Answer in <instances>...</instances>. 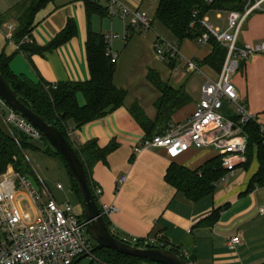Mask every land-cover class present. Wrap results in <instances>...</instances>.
Instances as JSON below:
<instances>
[{
    "label": "crops",
    "instance_id": "1",
    "mask_svg": "<svg viewBox=\"0 0 264 264\" xmlns=\"http://www.w3.org/2000/svg\"><path fill=\"white\" fill-rule=\"evenodd\" d=\"M25 1L0 0V55L10 58V69L15 75L25 76L34 83L89 81L91 76L86 53L89 34L118 36L109 43V54L116 59L114 84L127 91L124 105L81 129L72 127L69 132L74 147H82L90 142L97 143L101 149L117 146L105 161L99 162L90 172L94 187L103 191L98 200L100 206L115 205L118 209L107 216L112 233L127 242L141 241L148 246L152 245V241H157L168 250L174 248L188 252L193 264H264V183L256 182L253 185L261 167L256 158L248 168L240 166L233 175L227 174L218 181L211 196L192 202L166 182L168 169L172 163H176L197 170L215 158L213 151L189 149L176 159H171L165 149L152 147L137 151L147 135L131 115V109L137 105L151 121H156V103L163 96L149 82V72H156L165 84L182 90L190 97L187 106L177 111L171 120V124H185L201 99L205 80H216L220 74L201 64L211 55V46L208 44V48L204 49L197 41L189 40L180 44L182 57L194 60L199 65L200 72L196 73L202 75L203 79L200 86L195 88L188 78L196 73H191L182 60L174 59L177 64L172 68L156 55L155 43L158 40L164 44L178 43L164 25L154 22L150 31L143 32L132 27L130 21L109 17L103 8L95 9L89 15L86 2L82 0H55L36 14L31 45L35 49H46L64 31L69 21L76 24L75 36L56 49L27 55L12 41L13 32L18 26L16 8ZM124 1L131 9L144 11L148 15L154 8L153 18L159 0ZM215 15V24L212 25L211 18ZM207 18L212 27L227 30L226 13L214 12ZM223 21L225 27L219 24ZM245 26L241 46L264 43V14L250 17ZM258 56H253L255 58L249 62V66L254 67L264 61ZM258 81L255 78L253 82L257 84ZM260 81L264 84V67L260 71ZM237 89L253 114L264 113L263 90L252 93L251 99L246 101L247 94ZM77 98L80 106L84 107L86 99L83 93H79ZM3 108L6 109L5 106ZM34 144L38 146L36 142ZM28 154L37 155L39 152H25L29 163ZM29 176H34L33 170ZM124 176L127 181L117 191L118 181ZM72 184L69 196L78 206L79 196L74 193ZM36 187L44 201L51 197L60 205L70 204L64 202L66 198L61 204L43 180ZM57 190L62 191L58 187ZM234 238H239L240 243L231 248L228 243ZM91 264L104 263L95 258Z\"/></svg>",
    "mask_w": 264,
    "mask_h": 264
},
{
    "label": "trees",
    "instance_id": "2",
    "mask_svg": "<svg viewBox=\"0 0 264 264\" xmlns=\"http://www.w3.org/2000/svg\"><path fill=\"white\" fill-rule=\"evenodd\" d=\"M54 1L26 0L16 8L18 26L13 32L12 41L21 52L27 55L41 54L45 50L56 49L66 44L75 36L77 32L76 24L69 21L64 31L46 49H35L34 45H31L30 39L36 14ZM86 6L89 15L95 9L101 8L90 2H86ZM244 6V0H159L153 22L164 25L176 37L180 46L186 40L198 41L208 32L201 24V21L207 15L214 12L226 14L231 11L241 12ZM208 44L212 48L211 55L201 64L207 65L215 72L220 73L228 54V48L214 38H210ZM86 53L90 80L85 83L58 84L34 83L25 76H17L10 69V58L0 55V70L10 86L17 92L21 101L47 122L57 127L72 146L73 144L69 138L72 127L81 129L112 114L124 105L127 97V91L117 88L114 84V75L117 69L116 62L112 61L113 58L109 54V45L105 37L91 32L86 44ZM166 62L172 68L177 64V60L174 59H168ZM148 80L163 95L156 103L158 109L157 120L151 121L137 105L131 109V115L145 131L146 139H152L168 129L173 115L187 106L190 97L182 90H176L165 84L154 71L149 72ZM79 93H83L85 96L86 105L84 107L80 106L78 102L77 96ZM7 114V108L0 109V174L4 173L11 165L16 171L30 178L29 175H32V170L26 160L25 152L27 150L42 152V150L30 139L11 131L6 126L5 118ZM244 131L249 136V149L247 162L241 166L248 168L256 158L261 167L257 178L253 180V185L256 182L263 184L264 147H262L259 127L255 123H250L244 127ZM42 141L47 147L46 152L61 157L44 137ZM73 148L85 168L91 190L94 193L95 187L91 182L90 172L99 162L105 161L106 157L115 151L117 146L111 145L108 148L101 149L97 143L90 142L82 147L73 146ZM227 174V171L223 168L221 158L215 157L194 171L172 163L165 180L178 192L184 194L188 200L199 202L211 196L216 190L217 182L225 178ZM73 186L81 200L78 186L74 180ZM96 200L101 209L98 199ZM82 218L85 220L84 216ZM104 218L110 229L107 217ZM113 235L124 241L115 234ZM135 246L138 248H155L151 245L145 246L141 241H138ZM95 248L96 245H94ZM157 248L166 249V246ZM169 250L183 257L179 250L174 248ZM94 255L96 259L104 264H156L148 260L125 257L109 250L95 251ZM183 259L185 258L183 257ZM185 261L193 264L192 259H185Z\"/></svg>",
    "mask_w": 264,
    "mask_h": 264
},
{
    "label": "built area",
    "instance_id": "3",
    "mask_svg": "<svg viewBox=\"0 0 264 264\" xmlns=\"http://www.w3.org/2000/svg\"><path fill=\"white\" fill-rule=\"evenodd\" d=\"M82 1L103 8L111 18L130 21V25L140 31L148 32L152 29L153 18L144 11L131 9L124 0ZM244 2L243 11L227 13L226 31L212 27L207 17L201 21L208 32L197 43L205 45L210 38H214L228 48V54L218 79L205 80L201 99L189 121L185 124H171L162 134L145 139L137 151L152 147L165 149L171 159H176L189 149L209 150L215 153V157L221 158L223 168L229 175H233L238 167L247 162L249 136L244 127L250 123L258 125L264 147V123L249 110L234 83L242 59L264 54V43L241 46L239 42L250 17L264 14V0ZM9 30L12 31V28L9 27ZM117 38L112 35L105 37V40L109 45ZM155 52L162 62L178 58L191 73L200 72L197 62L182 57L178 43L164 44L158 40ZM112 61L115 63L116 59ZM5 124L11 131L33 142L43 139L38 128L9 109ZM126 181V176L119 179L117 191ZM58 189L63 190V187L58 185ZM102 193L100 188L94 189L96 199L99 200ZM117 211L115 205L101 206L104 217ZM79 218L69 203L60 205L51 197L44 201L41 192L28 176L8 166L0 174V264H75L93 250L86 234L87 225L85 221L81 223ZM239 243L240 239L234 238L228 244L233 248ZM150 244L165 246L157 244V241ZM180 252L186 260L191 259L188 252Z\"/></svg>",
    "mask_w": 264,
    "mask_h": 264
},
{
    "label": "water",
    "instance_id": "4",
    "mask_svg": "<svg viewBox=\"0 0 264 264\" xmlns=\"http://www.w3.org/2000/svg\"><path fill=\"white\" fill-rule=\"evenodd\" d=\"M0 100L11 111L20 114L40 130L50 146L63 158L71 178L76 182L83 205V216L87 231L96 248L78 260L92 256L95 251L109 250L125 257L148 260L156 264H189L183 257L161 248H138L117 239L107 226L105 218L91 190L85 168L70 142L54 125L26 106L17 92L10 86L0 70ZM76 262L75 264H77Z\"/></svg>",
    "mask_w": 264,
    "mask_h": 264
},
{
    "label": "rangeland",
    "instance_id": "5",
    "mask_svg": "<svg viewBox=\"0 0 264 264\" xmlns=\"http://www.w3.org/2000/svg\"><path fill=\"white\" fill-rule=\"evenodd\" d=\"M153 11H154V8H152L151 13H149L150 17L153 15V13H152ZM15 16L17 18V16H18L17 12H16ZM215 19H216V15L213 16V18H211V21H212L211 24L212 25L215 24ZM219 24H220V26L223 25L225 27L226 23H225V21H223L222 24L221 23H219ZM224 27H222V28H224ZM245 29H246V26L240 35V38H239L240 43L243 39ZM225 30L226 29H224L223 31H225ZM190 45H194V44H190ZM203 46H204L203 47L204 49L208 48V44H205ZM258 57L264 58V54H259ZM254 58L255 57H250V58L241 60L240 70H239L238 74L236 75V79H235V85L240 90H242L245 94H247L246 101L251 99V97L253 95L252 93L259 91V90L264 91V84H262L263 82L260 81V71L264 67L263 66L264 61L259 62L258 65L256 64L254 67L249 66V62L253 61ZM246 65H248L247 68H246ZM255 78L259 80L257 84H255L253 82ZM202 79H203L202 75H200L198 73L194 74L193 76H189V78H188V80H190V82L193 83L195 88L200 86ZM245 104H247V102H245ZM4 106L5 105L2 102H0V108L4 110V108H3ZM258 116L261 119V121H264V113H261ZM36 144L39 146V148L42 150V152H39V154H37V155H34V154L29 155L28 154L29 164L32 167V170L34 172V176L31 177L30 179L33 182L35 188H37L36 186H38L39 183L43 180L44 184H46L49 191L58 200H60L61 204L63 203L64 198H66V200L64 202H70V204H72V206L75 209V213L80 217L79 218L80 222L83 223L85 221L82 218L84 210H83V205H82L80 198L77 196L78 200H79V205L75 206L73 204V202H74L73 198H70V196H69L70 193L72 192L71 191L72 189L70 188V183H73V180L69 174V171L67 169L65 162L63 161V159L61 157L54 156V155L50 154L49 152H46L47 147L45 146L44 141H42V140L37 141ZM58 185H61L63 187L62 191L57 190ZM73 190H74V188H73ZM74 193L77 195L75 190H74ZM23 206L27 209L26 204H24ZM86 234H87V236H88V238H89V240L93 246V249H94V245H96L95 242L92 240V238L89 235L87 230H86ZM129 243H131L133 246L136 245V243H133V242H129ZM151 246H153L155 248L160 247L158 245H151ZM88 255H90V253ZM94 256L95 255L93 254L92 256L84 258L78 264L94 263V259H95Z\"/></svg>",
    "mask_w": 264,
    "mask_h": 264
}]
</instances>
